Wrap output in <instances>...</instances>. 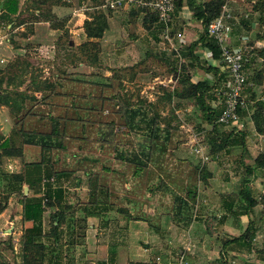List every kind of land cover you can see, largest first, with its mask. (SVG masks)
<instances>
[{
  "label": "trees",
  "instance_id": "trees-1",
  "mask_svg": "<svg viewBox=\"0 0 264 264\" xmlns=\"http://www.w3.org/2000/svg\"><path fill=\"white\" fill-rule=\"evenodd\" d=\"M46 1L23 0L21 5V0H0V20L10 26L9 32L21 25L26 27L27 24H29L28 28L32 29L34 23L40 22H46L51 29H55L59 21L51 12V8L67 5L62 4L61 0H49V5H44ZM80 1L83 5L89 3L90 6L86 8L95 10L93 13L87 14V18L83 21L81 29L85 41L79 46H75L71 40L65 39L61 42L63 41L64 48H68V51L75 50V53L71 54L76 59L71 64L77 61L73 67H79L82 64L95 68L99 65L98 55L101 40L109 29V15L116 10L105 9L109 12V14H105L102 10L100 11L104 4L103 0ZM226 1L208 0L198 3L196 0H175L169 33L173 27L174 16L183 8V5H186L192 19L201 24L203 33L198 41L184 47L174 57L175 64L171 68V76L175 77L174 86L169 89L159 86L158 90L162 94L156 95L154 102L143 100L140 97L139 89L129 93L124 85V83L134 84L136 77L144 73L139 69L144 65V62L125 69H113L110 71L112 73L110 78L102 80L97 78L102 82L93 84L90 81H81L71 78L72 76H65L64 72H62L63 76L57 77L56 83L51 82L50 79H42L40 75H37V70L32 69L26 60L9 64L5 69H0V109H8L9 113L13 115L14 125L10 136L7 138L0 136L2 151L0 157L1 155L14 157L21 154L25 160L26 153L23 155V150L25 152L31 150L34 154L33 161H23L24 171L22 173H2L0 181L4 182L5 192L19 193L22 196L26 212L29 213L26 216L27 221H29L27 217H31L33 213H38V217L41 218L46 210L53 211L49 216L48 231L45 232L40 225H33L24 230L21 250L22 264H44V262L56 264L55 260L60 253L58 243L62 237L60 228L66 222V213H70L72 207L71 204H67L59 209V197L50 194V198L47 195L26 197L23 194L25 184L51 182V185L56 189L53 192L61 195V189L64 191L63 183L69 181L74 172L82 171L84 175L88 176L90 187L88 189L89 202L82 210L85 214L84 217L78 218L80 219L79 225L87 218H100L102 214H106L114 208L117 213L126 218L134 217L135 220L149 222L147 218L144 219L142 208L137 215L132 216L128 214L124 205L135 207L136 204H141V207H145L147 200L141 201V198L150 197L155 190H164L163 196L169 195L174 203L178 201V204L174 205L173 203L172 206L167 207V215L173 214L176 209L175 212L178 214L179 209H183L181 207L183 205L185 211L186 208H189L188 201L196 202L199 184L212 177L206 167L196 165L187 172L179 169L176 179V176L172 177L170 173L164 171L167 167L163 158L176 148L171 121L175 120V116L172 114L176 112L180 103L193 101L200 120L210 126L208 143L211 153L216 155L218 152L224 151L229 154L231 148L238 146L244 148L246 135L243 132L234 129L229 132H219L218 126L226 128L217 122L224 107L223 92L227 88V83H225L224 87L219 89L221 77L224 76L221 73V65L205 68L206 73L214 75L213 80L206 78L192 81L194 76L191 73V69L200 63V58L195 53L199 44L202 49L209 52L212 60L220 61V50L215 41L208 37L207 27L222 14ZM251 7V13L256 14L257 18L242 20L241 24L252 28V25L258 23V29L259 27L262 29V26L264 27L262 25L264 23V0H256L254 4H251ZM134 9L136 12L132 11L131 15L134 13L142 16V28L147 34L152 31L153 26L156 30L158 28L160 32L162 31V26L158 23L154 13L147 9L137 7ZM253 20H257V22ZM67 32L63 31L58 39H62L63 36L68 38ZM172 32L169 34L170 37H173ZM152 35L155 37L154 34ZM20 36L25 39L27 33L22 32ZM14 49L17 50L20 47L14 46ZM258 57L264 59V47L260 48ZM245 67L246 65H244L246 75ZM217 75H219L218 79L215 78ZM259 78L256 76L252 82H257ZM26 81L27 91L31 92V95L19 94L16 90ZM246 88L247 76L244 92L241 95L247 109L239 110L240 120L243 122V117L248 111L253 110L251 119L255 131L264 138V103L256 102L250 107L246 101ZM39 97L45 101V105H39ZM119 100H121L120 104ZM49 104L51 108H48ZM164 108H168V112L161 116L163 112L161 109ZM134 139L135 145L132 142ZM89 140L92 141L88 142ZM95 142L98 144L96 145ZM115 143H124L127 145V149L122 151L116 147ZM73 149L74 152H71ZM110 152H113V156L118 158L120 169L115 168L112 163L114 160L111 158ZM67 155L71 162L65 159ZM218 158L217 155L215 159ZM263 167L264 153L257 157L252 166L245 167L248 175L240 181L238 193L225 197L227 200L224 201V206L227 207V213H231L235 217H250L253 209L260 205L264 214V193L260 194L257 201L252 197L250 189L253 181L250 178L251 175L254 178L255 170ZM77 179L76 185H79L80 180ZM117 184L127 189L123 196H119L117 193ZM235 205L236 209H234ZM3 209L4 206H0V212ZM103 218L104 216L101 217V220ZM68 222V227L72 230L68 235L74 236L75 228L72 224L76 225V222L74 219L68 220ZM189 222V226H191L192 221ZM103 226H106V223ZM257 228L258 226L254 225V221L251 220L241 235L232 239L227 238L219 252L221 264H229V258H232L233 261L234 259L240 261L243 255H246L245 253L241 254L244 248L251 250L252 239ZM71 241L73 244L75 238ZM231 245H236L240 252L229 250ZM256 252L263 256L264 246L261 249H256ZM47 255L51 257L47 259Z\"/></svg>",
  "mask_w": 264,
  "mask_h": 264
},
{
  "label": "rangeland",
  "instance_id": "rangeland-1",
  "mask_svg": "<svg viewBox=\"0 0 264 264\" xmlns=\"http://www.w3.org/2000/svg\"><path fill=\"white\" fill-rule=\"evenodd\" d=\"M61 2L67 6L51 8V12L55 9H57V13L59 12L57 15L54 13L59 21L57 27L51 29L48 23L37 26L36 35L33 37L28 36V40L22 39L20 36V33L26 32L28 34L32 30L28 28V25L16 28L12 32H9L8 24L3 25L0 30V69H5L9 64L26 60L32 69L37 70V75H40L42 79H50L51 82L56 83L57 77L63 76L62 72H64L65 76H72L71 78L81 81H90L93 84L102 82L97 78L101 80L110 78L112 76L110 71L113 69H125L135 66L139 62H144V65L139 69L145 74H139L134 84L124 83L129 93L139 89L140 97L143 100L154 102L156 95L162 94L158 90L159 86L168 89L174 86L171 68L175 64L173 59L176 53L171 50L169 43L162 38L160 29L157 28L156 30L153 26L152 31L148 34L143 30L141 21L136 20L137 15L134 13L131 15V12L135 10L134 7H131L129 11L116 10L113 12L114 16H118V18L109 19L110 26L100 44L99 65L97 67L90 68L84 65L73 67L77 61L71 64L76 60L71 54H74L75 50L68 51V48H64L65 45L61 40H71L78 44L75 46L81 45L84 39L81 36L83 31L81 32L79 29L82 28L87 14H91L95 10L86 8L90 4L85 3L83 5L80 0H61ZM49 3L50 1L47 0L44 5H49ZM240 5H235L234 10L237 16L234 20H231V43L235 50L241 52L243 63L246 65L247 88L245 96L249 106L252 107L256 102L264 103V59L258 57L260 48L264 47V39H260L264 38V27L258 29V23L254 24L255 28L242 25L241 21L249 20V18L251 20L253 14L251 13V3L245 0ZM101 10L105 14H109L105 9ZM244 14H249V17H245ZM255 21L257 22V20ZM175 28L176 26L173 23L170 33L171 31L175 33ZM65 30L68 31L69 37L65 38L63 36L59 40L58 36L62 35ZM108 33L112 36V43L104 42L106 38L110 37ZM14 46H19L20 49H13ZM124 48H127V50ZM122 54L123 56H121ZM125 56L127 59H124ZM198 66V68L191 69V73L198 80L206 79L204 73L197 75L198 71L195 70L196 68L203 69L206 74V65L203 68L199 64ZM221 73L224 76L221 77L219 89L224 87L225 83H228L226 72L221 69ZM256 76L260 78L257 79V82H252ZM213 77L214 75L209 80H213ZM218 77L219 75L215 78L218 79ZM155 78L157 79L154 80ZM26 85L27 81L16 89L19 94L31 95V92L27 91ZM39 101V105H45V101L40 97ZM47 106L51 108L50 104ZM161 110H163L161 116L166 115L168 112V108ZM252 111H248L243 117V128L238 131L246 135L244 148L238 146L229 149V154L222 151L214 155V153H211L208 143L210 126L200 120L193 101H184L178 105L176 112L172 114L175 116V120L171 121L176 148L163 158L167 167L164 171L175 177L179 169L187 172L192 170L194 166L200 165L206 167L212 176L206 182L199 184L196 202L188 201L189 208L184 211V205L181 206L183 209H179L181 213L177 212L178 214L175 212L177 209L174 211L175 214H166L167 207L172 206L174 202H172L169 195H162L164 190H155L150 197L144 196L141 198V201L147 200L145 207H141V204H136L135 207L128 204L124 205L128 214L132 216L137 215L142 208V215L149 222L135 220L134 217L126 218L117 213L114 208L108 213L102 214L104 216L102 220V216L100 218H87L79 225L78 221L80 219L78 218L84 217L85 214L82 210L89 202L88 189L90 187L89 178L82 171L74 172L71 179L63 183L64 191L61 189V195L53 192L56 189L51 185V182L25 184L23 188H28L27 194L24 195L26 197L49 196L50 194L59 197V209L67 204L72 206L70 213H66V222L60 228L62 232V237L58 243L60 253H58L59 257L55 260V263L221 264L219 252L223 242L227 237L233 238L238 234L241 235L251 220L254 221V225L258 226L255 239L261 242L258 243L256 240L252 244L251 250L258 249L256 247H263L261 244L264 240V222H259L263 220L262 207L259 205L256 206V209H253L251 214L253 217L240 216L247 218V221L244 218V224H240V227L235 230L234 226H237L235 218H239V216L235 217L231 213H227V207L224 206V201L227 200L225 197L238 193L240 181L248 175L245 167L252 166L257 157L264 153V138L255 131L251 119ZM12 118L13 115L9 113L8 109H0V136L2 138L10 136L14 126ZM218 128L219 132L232 130L221 126H218ZM132 142L135 145V139ZM95 144L98 143L95 142ZM115 145L122 151L127 149V145L124 143H115ZM195 150L199 151L200 155L209 156V160L202 163L198 155L195 154ZM26 151L23 150V155L26 153L25 160L21 154L14 157L1 155L0 175L2 173H22L24 171L23 161H33L34 157L31 150ZM71 152H74V149ZM110 153L108 154L114 160L112 163H114L115 168L120 169L118 158L113 156V152ZM0 154H2L1 149ZM217 155L219 158L215 159ZM65 159L71 162L68 155ZM257 177L264 183V167L256 169L254 178H252V175L250 178L253 180L252 182H255ZM77 178L80 180L79 185H76ZM3 186L4 182L0 181V206H4L3 211L0 212V264H22L21 250L24 230L33 225H40L45 232L48 231L49 216L53 211L46 210L41 218L38 217V213H33L31 217H27L29 218V221H27L26 216L29 213L26 212L22 196L19 193L5 192ZM116 191L119 196H123L127 189L117 184ZM256 200H259V196ZM226 203L229 204V202ZM176 204H178V201L174 203V205ZM234 209H236V205ZM228 218L226 225L223 224ZM72 219L75 220L76 225L72 224L75 228L74 236H69L68 233L72 230L68 227V220ZM190 220L192 221L191 226H189ZM105 223L106 226H103ZM201 225L204 226L201 227ZM73 237L75 241L72 244L71 239H74ZM230 249L240 252L236 245H231ZM251 250L250 248H244L241 254H249ZM230 252L228 253L229 256ZM49 257L51 256L47 255L46 258L49 259ZM228 260L230 261L229 264L238 263V260L233 261L232 258ZM44 264L53 263L44 262Z\"/></svg>",
  "mask_w": 264,
  "mask_h": 264
},
{
  "label": "built area",
  "instance_id": "built-area-1",
  "mask_svg": "<svg viewBox=\"0 0 264 264\" xmlns=\"http://www.w3.org/2000/svg\"><path fill=\"white\" fill-rule=\"evenodd\" d=\"M174 3L175 0H104L101 9L118 10L131 7L147 9L156 15L158 23L162 26V38L167 42H171L169 25L175 8ZM231 20H234V18L226 11L225 6L222 14L207 27V35L215 41L219 48L221 57L218 63L221 65V69L228 74L227 88L223 92L224 107L217 122L226 128L239 131L243 128L239 110L247 109L246 103L241 99L246 75L241 52L232 47ZM199 153V151H196L195 154L198 155L202 163L209 160L208 156L200 155Z\"/></svg>",
  "mask_w": 264,
  "mask_h": 264
},
{
  "label": "crops",
  "instance_id": "crops-1",
  "mask_svg": "<svg viewBox=\"0 0 264 264\" xmlns=\"http://www.w3.org/2000/svg\"><path fill=\"white\" fill-rule=\"evenodd\" d=\"M196 1L198 3H203V2H206L208 0H196ZM243 1L245 2V0H227L226 1V11L230 14V16H232L233 18H235L237 16V14H235V10H234L236 8L235 5L241 6L240 3H243ZM246 1L251 3V4H254V2L256 0H246ZM22 2H23V0H21V5H22ZM19 7H20V5H19ZM58 7H56V8H58ZM59 8H62V7H59ZM129 9L127 10L126 8H124V9H118V10L129 11ZM52 13L53 14L56 13V15H57L59 12L57 13V9H55V10H53ZM244 16L245 17H249V14L248 15L244 14ZM114 18H118V16H114L113 13L111 15H109L108 23H109V19L113 20ZM252 18L253 19L257 18V15L253 13ZM136 20L137 21L138 20L141 21V24H142V16L137 15L136 16ZM46 24H47L46 22L34 23L33 26H32V30H31L32 32H30V34L28 33L27 34V38H25V39L28 40V36L33 37V36L36 35L37 26L46 25ZM3 25H5V22L0 20V30L3 28ZM27 25H29V24H27ZM24 26L25 25H21L19 28H22ZM109 26H110V24H109ZM174 26H176L175 33H174L173 37H170L171 38V42H168V43H169V45L171 47V50L176 53L175 56H177L181 49H183L184 47H187L190 44H192V43H194V42L199 40V38L201 37V35L203 33V28H202V26H201V24L199 22H196L195 20L192 19L191 13L187 9L186 5H183V8L180 11H178L176 13V15L174 16ZM252 26L254 27V25H252ZM79 31L82 32V29H79ZM49 32H51V31H49ZM54 35H57V34H54ZM108 35L110 37L108 39L106 38L104 40V42L112 43V41H111V37L112 36H111L110 33H108ZM81 36L83 37V39L85 41V36L83 35V32H82ZM102 41L103 40H101V43H102ZM74 45H78V44L74 43ZM110 45H112V44H110ZM12 48L14 49V47H12ZM124 49L127 50V48H124ZM122 52H124V51H122ZM195 53L200 58L199 65L202 68L204 67V65H206V67H208V66L216 67L219 64L217 61H214V60L211 59V56H210L209 52L206 51L205 49H202L200 44L197 46V49H196ZM123 54L121 56H123ZM124 59H127V57L125 56ZM81 65L82 64H80V66ZM127 65H129V64H127ZM197 68L195 69L196 71H198V74L196 73L197 75H200L199 73H204V76L207 79H209L211 76H213V74H211V73H206L205 74L203 69H197ZM172 78H173V81H174L175 77H172ZM156 79L157 78H155L154 80H156ZM195 80H198V78L194 76L192 81H195ZM262 181H263V179H262ZM250 189H251L252 197H254L256 199V198H258V196H260V194L264 193V183H262L261 179H259L257 177V179H255V182L251 183ZM255 209H256V207H255ZM250 217H253V215H250ZM244 218L245 217L235 218V222L237 224V226H234L235 230H237L240 227V224H244V222H243ZM245 219L247 221V218H245ZM262 219L263 220L261 221L260 218H259L258 221L260 220L259 222H261V223L264 222V214H263V218ZM228 220H229V218L226 219L223 224L226 225V222ZM203 226L204 225H201V227H203ZM255 235H256V233H255ZM255 235H254V238L252 239V244L256 240H257L258 243H261L258 239H255ZM238 236H239V234L237 236H235V237H238ZM229 239H232V238H229ZM262 243L263 244H261V245L264 246V240H262ZM256 248L261 249L259 247H256ZM235 260H239V259H234V261ZM241 262H242V264H264V255L263 256L259 255L256 252V249L255 250L253 249V250L250 251L249 254L243 255V257L240 259V261H238L237 264H241Z\"/></svg>",
  "mask_w": 264,
  "mask_h": 264
},
{
  "label": "water",
  "instance_id": "water-1",
  "mask_svg": "<svg viewBox=\"0 0 264 264\" xmlns=\"http://www.w3.org/2000/svg\"><path fill=\"white\" fill-rule=\"evenodd\" d=\"M27 191H28V188L27 187H24L23 188V194L26 195L27 194Z\"/></svg>",
  "mask_w": 264,
  "mask_h": 264
}]
</instances>
